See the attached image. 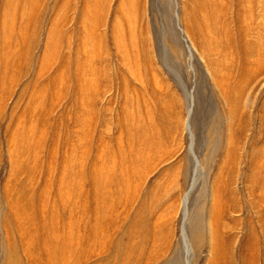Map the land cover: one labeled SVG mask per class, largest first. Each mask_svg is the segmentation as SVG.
<instances>
[{"label":"rangeland","instance_id":"rangeland-1","mask_svg":"<svg viewBox=\"0 0 264 264\" xmlns=\"http://www.w3.org/2000/svg\"><path fill=\"white\" fill-rule=\"evenodd\" d=\"M137 138L134 264H264V0H0V264L79 254Z\"/></svg>","mask_w":264,"mask_h":264},{"label":"bare ground","instance_id":"bare-ground-1","mask_svg":"<svg viewBox=\"0 0 264 264\" xmlns=\"http://www.w3.org/2000/svg\"><path fill=\"white\" fill-rule=\"evenodd\" d=\"M147 139L137 138L136 142H138L139 145L142 146V148H138L135 151L133 150L134 149V147H132L133 145H131L132 155L131 154L130 155L132 157H129V159L131 162V166L133 165V167L118 168L116 166H113V170L109 171L108 175L111 176L110 178L112 180L111 181L112 183H109L108 179L110 178L108 175H102L99 173L97 187H98V191L100 192L98 193L99 198H97L98 206H97V212H96L98 213V219L96 223L93 225L92 230L86 227V232L84 233V235L81 236L80 238L81 248H80L79 254H77V251L73 249V243L71 247L68 248V251L66 254L67 261L65 264H134L137 258L141 256V254L144 252L145 244H147V240L150 239L149 236L155 237V235H152V233H150L149 231H146V229L144 228V216L143 214H141L140 210H136L135 212H133L132 216L127 217L125 221H123V218L121 220L119 216L116 214L117 212H115V210L118 209L119 202L121 201V198H122V195L120 194V191L122 189L119 188L117 184L118 175L119 174L122 175L123 190L125 188L127 189L131 182V178L136 175V172H138V166L136 165L138 161L142 157L147 158V160L148 158L150 159V157L148 156L149 152L150 151L153 152V150H156L157 149L156 147L159 145V143H155V144L149 143ZM103 151L105 154L106 150H103ZM146 151L148 152V155H146ZM107 160L105 161L107 162ZM125 173L127 174V176L124 175ZM184 198L186 201L185 196ZM115 199H117L116 202H115ZM86 210L88 209L86 208ZM259 227L261 228V233L264 232V228H262L261 225H259ZM197 229H198V232L201 233V228L197 227ZM253 236H255V239L253 241L254 247L252 246V250L250 252V255L252 256L250 262H253L255 264V261H257L256 259H258V251L256 249L257 248L256 246L258 243V237H256L255 233L253 234ZM151 239H154V238H151ZM152 243L154 242H151L150 246H152ZM50 245L51 247L53 246V249H51L52 251L49 252V256L54 261V257H52V255L53 253H57V252L55 251L56 248H54V245L53 244H50ZM150 251H152V249H149V252ZM161 251H164V249ZM94 252H95V255L96 254L100 255V257L96 261L93 260L94 262H92L90 257L92 253ZM253 254L255 255V258ZM77 258L79 259V261ZM95 258H97V256ZM89 259L91 261H89ZM217 261L218 260H214L213 263L215 264V262ZM173 264H179V261L175 260Z\"/></svg>","mask_w":264,"mask_h":264}]
</instances>
